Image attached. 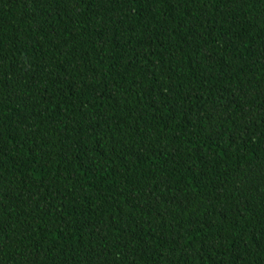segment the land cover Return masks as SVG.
I'll list each match as a JSON object with an SVG mask.
<instances>
[{
    "label": "trees",
    "instance_id": "16d2710c",
    "mask_svg": "<svg viewBox=\"0 0 264 264\" xmlns=\"http://www.w3.org/2000/svg\"><path fill=\"white\" fill-rule=\"evenodd\" d=\"M0 264H264V0H0Z\"/></svg>",
    "mask_w": 264,
    "mask_h": 264
}]
</instances>
